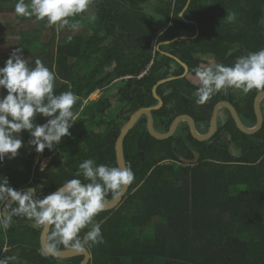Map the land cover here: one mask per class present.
Instances as JSON below:
<instances>
[{
  "label": "trees",
  "instance_id": "1",
  "mask_svg": "<svg viewBox=\"0 0 264 264\" xmlns=\"http://www.w3.org/2000/svg\"><path fill=\"white\" fill-rule=\"evenodd\" d=\"M150 1L92 0L95 21L87 12L68 18L81 21L71 30L41 20L43 27L25 39L24 53L55 72L54 93L72 91L79 97L73 106L78 115L70 135L51 151L37 153L30 134H19L23 146L17 155L0 161V176L10 186L35 187L42 197L66 180L83 181L76 173L85 159L117 167L114 147L121 127L136 110L157 104L152 89L164 79L175 78L157 88L163 105L152 115L160 133L182 115L206 130L219 101H228L245 126L256 124L253 104L264 90L237 89L236 97L228 87L198 105L193 70L209 65L204 57L232 66L238 57L264 49V0H190L183 18L195 24L180 17L188 0H154L157 5L148 13L144 6ZM165 42L171 43L156 50ZM161 52L186 64L187 75L178 78L184 68ZM8 57L0 54V61ZM262 111L256 134L241 133L229 117L208 142L194 140L185 124L169 139L156 140L142 116L123 142L134 180L116 209L95 217L104 242L87 248L88 264H264V100ZM46 119L37 116L35 123ZM192 151L199 154L198 163L181 162L193 159ZM115 196L110 192L106 200ZM42 227L13 216L8 229L0 228V258L14 257L10 264H80L83 257L45 255Z\"/></svg>",
  "mask_w": 264,
  "mask_h": 264
},
{
  "label": "clouds",
  "instance_id": "2",
  "mask_svg": "<svg viewBox=\"0 0 264 264\" xmlns=\"http://www.w3.org/2000/svg\"><path fill=\"white\" fill-rule=\"evenodd\" d=\"M92 0H17L14 12L21 17L45 20L49 27L79 29L80 20L70 23L68 18L88 13ZM231 19V17H227ZM199 82L193 95L196 104H204L214 93L228 87L248 93L264 90V49L240 56L232 66L213 61L193 70ZM56 74L39 59L29 67L22 48H16L0 67V161L14 158L23 146L19 134H30L29 144L37 153L53 150L61 138L70 135L69 129L77 121L73 106L79 97L72 91L54 93ZM98 92V91H97ZM37 116L46 122L36 124ZM79 178L66 180L55 191L38 196L35 187L19 191L0 176V228L8 229L13 216H24L37 226L49 228L43 251L55 255L62 245L76 251H85L93 244L103 243L101 223L95 217L104 210L106 197L118 195L134 180L130 167H110L85 159L78 166ZM43 171V165L41 166ZM87 181V182H84ZM88 229L81 235L82 230ZM14 257L0 258V264H10Z\"/></svg>",
  "mask_w": 264,
  "mask_h": 264
},
{
  "label": "water",
  "instance_id": "3",
  "mask_svg": "<svg viewBox=\"0 0 264 264\" xmlns=\"http://www.w3.org/2000/svg\"><path fill=\"white\" fill-rule=\"evenodd\" d=\"M189 3H190V0H188L186 7L182 11V13H180V17L183 19L185 23L195 24L194 22H189L183 18V13L188 8ZM197 35H198V30L196 31L195 36ZM181 39H186V37H181ZM170 43L171 42H165L163 44L157 45L156 50H159V47L161 45H168ZM161 53L175 60L177 63H179L184 68V74L178 78L185 77V75L188 73V67L186 66V64L182 63L181 61H179L176 57L172 56L171 54H168L165 52H161ZM174 79L175 78H168V79H164V80L157 82V84L152 89V94H153L154 99L157 101V104L153 107L140 108L136 110L133 114L130 115L128 121L121 127L119 135L115 142V147H114L117 167H120V168L127 167L125 163V159H124V153H123V142L126 136L128 135V133L135 127V125L138 123L139 119L142 116H145L147 119V130L149 134L156 140L169 139L175 134L180 124L186 123L188 125V128L190 129V133L194 140H196L197 142H206L210 140V138L215 134L217 130V118H218V113L220 109H225L229 112L230 117L234 121L237 129L243 134L254 135L257 132H259L260 129L262 128V125H263L262 101L264 100V91L258 93L254 100L253 107H254V112L256 116V124L253 127L245 126L242 123L235 108L230 103L222 101L215 105L211 119H210L209 129L205 135H200L197 132L194 120L190 116H187V115L176 117L171 123L169 130L166 133H160L156 131L154 128V119H153L152 112L159 110L163 105L161 98L157 95V88ZM231 88H232L233 93L237 94V89L234 87H231ZM198 160H199V154L197 153H194L193 160H186V159L181 158V162H183L186 165H196L198 163ZM128 188H129V185L126 186L112 200L107 201L105 208L102 212H108V211H112L116 209L119 206V204L123 201L124 197L126 196L128 192ZM29 189L30 188H23V189H20L19 191H27ZM49 231H50L49 228L43 226L41 230V234H40V247H41L42 252L45 255L54 257L56 259H71L75 257H83L80 264H88L90 262L91 254L89 253L87 249L85 251H76L72 249L58 250V252L55 255H51L43 251L44 243L46 239L48 238Z\"/></svg>",
  "mask_w": 264,
  "mask_h": 264
},
{
  "label": "crops",
  "instance_id": "4",
  "mask_svg": "<svg viewBox=\"0 0 264 264\" xmlns=\"http://www.w3.org/2000/svg\"><path fill=\"white\" fill-rule=\"evenodd\" d=\"M15 4V0H0V54L10 55L16 48H22L23 57L27 59L29 67H34L36 58L24 53V46L27 44L25 39L28 40L31 34L41 29L43 22L36 18L27 22L18 19L14 12ZM44 34L43 32V36ZM5 61L6 59L0 61V67L4 66ZM4 94L0 90V95Z\"/></svg>",
  "mask_w": 264,
  "mask_h": 264
},
{
  "label": "flooded vegetation",
  "instance_id": "5",
  "mask_svg": "<svg viewBox=\"0 0 264 264\" xmlns=\"http://www.w3.org/2000/svg\"><path fill=\"white\" fill-rule=\"evenodd\" d=\"M204 60L205 61H207L208 63H209V65L213 62V59H212V56L211 57H209V58H207V57H204ZM187 75V74H186ZM185 75V76H186ZM195 79H196V77L193 79V83L194 84H196V85H198L199 84V82L197 81V82H195ZM232 89V88H231ZM233 92V91H232ZM222 96H224V94H221ZM236 97H238L239 96V94H238V92H237V94H234ZM219 102H222V101H219ZM219 102H217V103H219ZM225 102H228V101H225ZM216 103V104H217ZM229 103V102H228ZM215 104V105H216ZM215 107V106H214ZM214 109V108H213ZM213 113V112H212ZM188 116V115H187ZM212 116V115H211ZM230 117V114H229V112L227 111V110H225V109H220L219 110V113H218V118H217V130H216V132H215V134L210 138V140L217 134V132H218V130H219V127H220V125H221V122L224 120V119H228ZM211 119V118H210ZM195 122V121H194ZM183 124H185L187 127H188V125L186 124V123H182V124H180L179 125V127L181 126V125H183ZM209 124H210V120H209V122H208V125H207V128H206V130H203V127H201V126H199V125H197L196 124V122H195V127H196V130H197V132L200 134V135H205L207 132H208V129H209ZM178 127V128H179ZM178 130V129H177ZM188 131H189V133H190V129L188 128ZM166 133V132H165ZM176 133V132H175ZM191 134V133H190ZM192 136V135H191ZM210 140H208V141H210ZM208 141H206V142H208ZM193 152V159H194V153H197L196 151H192ZM198 154V153H197ZM193 159H191V160H193ZM199 161V160H198Z\"/></svg>",
  "mask_w": 264,
  "mask_h": 264
},
{
  "label": "rangeland",
  "instance_id": "6",
  "mask_svg": "<svg viewBox=\"0 0 264 264\" xmlns=\"http://www.w3.org/2000/svg\"><path fill=\"white\" fill-rule=\"evenodd\" d=\"M157 5V3L154 1V0H151L147 5H145V10H147L148 12H151L153 10V7ZM89 10H90V7H89ZM198 80L195 79V82H197ZM109 92V91H108ZM99 93V94H98ZM107 93V90L106 91H98V92H95L93 93L88 99H87V102H94V101H97L101 96L105 95ZM112 95H115V91L112 90ZM97 97V98H96ZM92 98H96V99H92ZM237 153V152H236ZM46 163H48V160H45L43 162L44 165H46Z\"/></svg>",
  "mask_w": 264,
  "mask_h": 264
}]
</instances>
